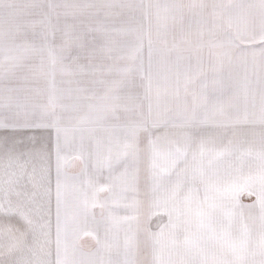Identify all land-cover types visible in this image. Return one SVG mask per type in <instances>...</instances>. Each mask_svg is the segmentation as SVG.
<instances>
[{
	"label": "snow or ice",
	"instance_id": "6c2138e0",
	"mask_svg": "<svg viewBox=\"0 0 264 264\" xmlns=\"http://www.w3.org/2000/svg\"><path fill=\"white\" fill-rule=\"evenodd\" d=\"M0 264H264V0H0Z\"/></svg>",
	"mask_w": 264,
	"mask_h": 264
}]
</instances>
